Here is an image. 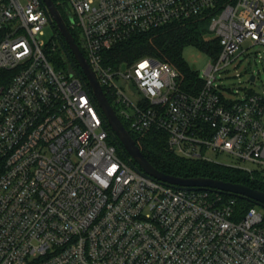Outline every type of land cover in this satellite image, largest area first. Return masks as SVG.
<instances>
[{
	"label": "built area",
	"instance_id": "2783aa9c",
	"mask_svg": "<svg viewBox=\"0 0 264 264\" xmlns=\"http://www.w3.org/2000/svg\"><path fill=\"white\" fill-rule=\"evenodd\" d=\"M61 3L130 134H166L169 151L182 158L264 182V170L243 166L264 168V96L227 100L217 84L246 41L264 46V0H232L213 17L205 40L218 41L220 52L207 55L197 93L181 88L168 63L113 66L107 54L134 36L216 10L220 0ZM49 25L42 0H0V264H264V208L240 210L237 196L135 171L110 143L82 70L50 61L62 43L58 34L47 46L41 40Z\"/></svg>",
	"mask_w": 264,
	"mask_h": 264
},
{
	"label": "trees",
	"instance_id": "16d2710c",
	"mask_svg": "<svg viewBox=\"0 0 264 264\" xmlns=\"http://www.w3.org/2000/svg\"><path fill=\"white\" fill-rule=\"evenodd\" d=\"M53 1L66 21L76 43L81 47L79 34L71 28L64 9L65 6L61 3V0ZM231 1L220 0V6L216 10L206 11L187 20L174 21L145 34L134 36L109 51L107 62L113 66H119L120 64L131 65L142 59L151 58L168 63L180 73L181 88L187 92L197 93L203 85V80L200 78V74L190 67L184 58V52L186 49L194 47L211 57H216L219 54V42H207L205 37L210 33L213 17L221 11L223 8L221 6ZM54 30L59 36L58 39L63 43H60L61 46H58V50L50 57V61L60 68H68L69 64L73 66L75 60L72 56H69L70 50L68 46L64 43L56 28ZM82 52L86 55L83 50ZM74 67L80 71L78 65ZM80 72L82 73V71ZM104 93L112 104L110 95L106 90H104ZM131 135L148 161L156 169L167 175L185 179L209 178L221 180L245 185L264 192V182L261 178L252 180L243 171L201 160L185 159L172 153L167 146L166 134L148 132L143 136ZM110 143L118 148V152H120L123 159L129 158L123 147H120L112 136L110 137ZM237 203L239 209L244 211L255 206L253 202L239 197H237Z\"/></svg>",
	"mask_w": 264,
	"mask_h": 264
},
{
	"label": "water",
	"instance_id": "95a60500",
	"mask_svg": "<svg viewBox=\"0 0 264 264\" xmlns=\"http://www.w3.org/2000/svg\"><path fill=\"white\" fill-rule=\"evenodd\" d=\"M42 2L51 16V25L56 28L64 43L68 46L69 56H72L75 60L74 65L79 66L87 79L91 92L104 116L105 123L111 130L112 137L120 147H123L129 156V163L135 171L169 186L183 189H210L246 199L256 206L264 208V192L251 187L209 178L185 179L174 177L156 169L143 155L134 138L118 117L55 2L53 0H42ZM255 79L254 76L251 77L252 82Z\"/></svg>",
	"mask_w": 264,
	"mask_h": 264
},
{
	"label": "rangeland",
	"instance_id": "374dc122",
	"mask_svg": "<svg viewBox=\"0 0 264 264\" xmlns=\"http://www.w3.org/2000/svg\"><path fill=\"white\" fill-rule=\"evenodd\" d=\"M70 21L73 22V16L71 15ZM55 35L54 28L49 25L44 29V36L41 40L44 41L47 46L52 42ZM208 39L210 40L211 38L207 37V40ZM241 50L244 51V53H242L225 72L220 73V75L217 76V84L222 87L221 94L227 100H237L241 96L247 95L251 92L264 96V46L253 45L250 41H246L242 45ZM184 58L190 67L197 71L201 76L204 74L211 61L206 54L194 47L185 50ZM253 76L256 78L254 82L251 81V77ZM117 84L127 91L134 102L137 101V98L130 93V86H128L126 82L118 81ZM118 153L120 155V152ZM209 157L220 163L230 162L229 158L213 152L209 154ZM243 166L261 172L264 170V168H260L252 163H245Z\"/></svg>",
	"mask_w": 264,
	"mask_h": 264
}]
</instances>
